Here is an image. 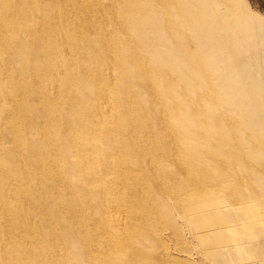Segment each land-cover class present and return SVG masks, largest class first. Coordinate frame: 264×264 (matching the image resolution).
<instances>
[{
    "label": "bare ground",
    "instance_id": "bare-ground-1",
    "mask_svg": "<svg viewBox=\"0 0 264 264\" xmlns=\"http://www.w3.org/2000/svg\"><path fill=\"white\" fill-rule=\"evenodd\" d=\"M216 212L235 253L264 231L261 18L0 0V264H221L198 240Z\"/></svg>",
    "mask_w": 264,
    "mask_h": 264
},
{
    "label": "rangeland",
    "instance_id": "rangeland-1",
    "mask_svg": "<svg viewBox=\"0 0 264 264\" xmlns=\"http://www.w3.org/2000/svg\"><path fill=\"white\" fill-rule=\"evenodd\" d=\"M245 8L250 13H253L257 17L264 21V10L259 6L257 0H241ZM210 202L212 200L211 194H209ZM195 221L199 223V219L195 218ZM208 224L211 225L210 229L202 227L198 233V240L200 247L203 249L213 248L210 257H214L217 262L221 264H234L240 261L244 264H258L264 263V231L258 232L256 235L252 231H246L244 236V252L240 254L238 251L235 253L234 250L237 245V240L227 230V225L220 222V214L218 212L210 215ZM250 234V235H249ZM259 234V235H258ZM254 237V238H253ZM227 250L233 251L230 257L225 254Z\"/></svg>",
    "mask_w": 264,
    "mask_h": 264
},
{
    "label": "crops",
    "instance_id": "crops-1",
    "mask_svg": "<svg viewBox=\"0 0 264 264\" xmlns=\"http://www.w3.org/2000/svg\"><path fill=\"white\" fill-rule=\"evenodd\" d=\"M257 2H259V6H261V8L264 10V3L261 0H257Z\"/></svg>",
    "mask_w": 264,
    "mask_h": 264
},
{
    "label": "built area",
    "instance_id": "built-area-1",
    "mask_svg": "<svg viewBox=\"0 0 264 264\" xmlns=\"http://www.w3.org/2000/svg\"><path fill=\"white\" fill-rule=\"evenodd\" d=\"M264 3V0H261Z\"/></svg>",
    "mask_w": 264,
    "mask_h": 264
}]
</instances>
